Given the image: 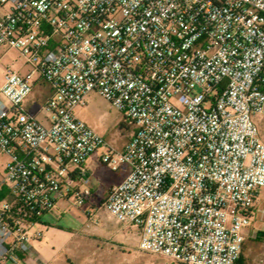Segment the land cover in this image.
Wrapping results in <instances>:
<instances>
[{
	"label": "built area",
	"instance_id": "1",
	"mask_svg": "<svg viewBox=\"0 0 264 264\" xmlns=\"http://www.w3.org/2000/svg\"><path fill=\"white\" fill-rule=\"evenodd\" d=\"M0 47L27 67L0 83V264L27 260L57 201L92 195L98 152L129 168L99 207L140 249L240 264L264 189V0H0ZM91 92L133 125L122 147L76 117Z\"/></svg>",
	"mask_w": 264,
	"mask_h": 264
},
{
	"label": "rangeland",
	"instance_id": "2",
	"mask_svg": "<svg viewBox=\"0 0 264 264\" xmlns=\"http://www.w3.org/2000/svg\"><path fill=\"white\" fill-rule=\"evenodd\" d=\"M7 67L25 71L22 55L12 48L0 47V83ZM43 88L47 87V84ZM42 88L36 89L34 97L38 103L45 99ZM43 93V94H41ZM77 115L97 124L98 132L114 147L120 148L126 137L133 132L130 122L120 128L124 120L123 114L97 93H91L86 105L74 111ZM261 136L264 141V118L261 122ZM5 155L0 156V171ZM118 171H112L100 165L94 174L92 184L94 194L84 202L74 196L57 201L55 207L41 216L35 228L42 231V251L47 257L49 253L58 255L63 264H114V252L123 249V264H179L160 254L142 250L138 246V227L132 224L117 223L108 219L104 209L99 207L107 196V187L116 178ZM254 215L245 230L242 251V264H263L264 259V189L253 202ZM121 232V235L119 234ZM103 248V253L98 248ZM103 255V259H99Z\"/></svg>",
	"mask_w": 264,
	"mask_h": 264
},
{
	"label": "crops",
	"instance_id": "3",
	"mask_svg": "<svg viewBox=\"0 0 264 264\" xmlns=\"http://www.w3.org/2000/svg\"><path fill=\"white\" fill-rule=\"evenodd\" d=\"M42 92L47 94L48 93V88L46 87L45 89L42 90ZM91 93H93V92H91ZM37 106H38V103L32 104L31 102L28 101V104H27L28 109H30L32 112L36 113L37 116L41 120H44V114L37 112ZM84 106L77 107L76 109H81ZM75 115H76L77 118L83 120L88 125L93 127L96 131H98L97 130V128H98L97 124L91 123V121L86 120L85 118L81 117L80 115H77L76 113H75ZM132 133H130L126 137V139L123 141V145L129 139V137L131 136ZM98 155H99V152L96 155H93V156H90L89 158H87V160L85 162V167L87 169V174L91 178V184H92V179L95 177L94 174L97 172V170H99L100 165L104 166L98 160V158H97ZM128 169L129 168H128L127 165H122L120 167V169L118 171V174L116 175V178L113 181H111V183H109V185L107 187V192H108V190L110 189L111 186L119 183L122 180V178L128 172ZM90 188H91V191H92V195L91 196L95 195L94 191H93V188L91 186H90ZM107 217H108V215H107ZM108 219L114 220L113 218H110V217H108ZM117 223H119V222H117ZM119 234L121 235V232H119ZM137 234H138V238H139V229H138V233ZM42 244H43L42 243V239L35 240V241L32 242L31 249H30V251H29V253L27 255V260L23 264H63L62 259L58 255H55L54 253H49L47 255V257L44 256L43 254H45V253H43L42 251H44L46 249V247H44ZM98 249L101 250V253H103V248L102 247H100ZM113 252H114V258H113L114 259V264H123V249L119 248L118 250L115 251L113 248H111L110 250H108V253H113ZM98 257H99V259H103V255H99ZM88 264H91V262H88Z\"/></svg>",
	"mask_w": 264,
	"mask_h": 264
},
{
	"label": "trees",
	"instance_id": "4",
	"mask_svg": "<svg viewBox=\"0 0 264 264\" xmlns=\"http://www.w3.org/2000/svg\"><path fill=\"white\" fill-rule=\"evenodd\" d=\"M128 120L126 118H124L123 121L120 122V128H123L125 127V122H127ZM129 122V121H128ZM104 202V200L101 202V204ZM100 204V205H101ZM264 235V233H262ZM239 263L242 264V255L240 256L239 258Z\"/></svg>",
	"mask_w": 264,
	"mask_h": 264
}]
</instances>
